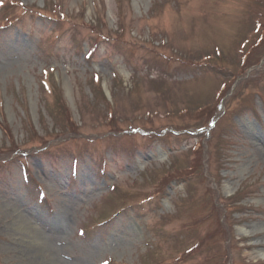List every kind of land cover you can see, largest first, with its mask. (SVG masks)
I'll use <instances>...</instances> for the list:
<instances>
[{"label":"rangeland","instance_id":"rangeland-1","mask_svg":"<svg viewBox=\"0 0 264 264\" xmlns=\"http://www.w3.org/2000/svg\"><path fill=\"white\" fill-rule=\"evenodd\" d=\"M37 231L264 264V0H0V264H48Z\"/></svg>","mask_w":264,"mask_h":264},{"label":"bare ground","instance_id":"bare-ground-1","mask_svg":"<svg viewBox=\"0 0 264 264\" xmlns=\"http://www.w3.org/2000/svg\"><path fill=\"white\" fill-rule=\"evenodd\" d=\"M37 232L38 238L40 239V245L38 248H36V250L31 251V254L35 255L41 253L45 255L46 257H48V264H74L60 258L54 237L48 236L39 231ZM33 258L35 262L39 261V257L37 255Z\"/></svg>","mask_w":264,"mask_h":264},{"label":"trees","instance_id":"trees-1","mask_svg":"<svg viewBox=\"0 0 264 264\" xmlns=\"http://www.w3.org/2000/svg\"><path fill=\"white\" fill-rule=\"evenodd\" d=\"M260 42H261V41H260ZM260 42H259V43H260ZM259 43H258V45H261V43H260V44H259ZM210 120L212 121V119H210ZM211 121L209 122V126H210V124H211Z\"/></svg>","mask_w":264,"mask_h":264}]
</instances>
